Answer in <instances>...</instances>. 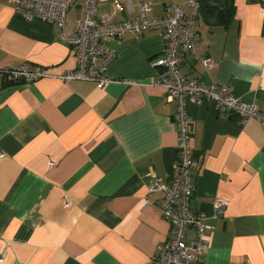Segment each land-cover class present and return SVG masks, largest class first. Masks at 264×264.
<instances>
[{"label":"crops","instance_id":"crops-1","mask_svg":"<svg viewBox=\"0 0 264 264\" xmlns=\"http://www.w3.org/2000/svg\"><path fill=\"white\" fill-rule=\"evenodd\" d=\"M123 6L113 14V4ZM137 0H98V14L132 19ZM150 16L182 0H141ZM194 52L179 68L205 84H228L233 97L264 113V0H233L226 24L200 3ZM186 15L190 8L182 5ZM80 13L73 0L66 16ZM58 29L16 13L0 0V70L33 65L49 73L75 66ZM114 53L111 82L43 78L9 84L0 72V264H156V246L169 227L149 191L154 177L167 184L176 156L175 100L151 85L152 60L161 54L160 30L126 34L105 43ZM192 119L189 147L196 163L190 207L209 218L202 264H264V123L218 112L211 101L186 102ZM193 228L185 240L192 239ZM3 254V255H2Z\"/></svg>","mask_w":264,"mask_h":264},{"label":"built area","instance_id":"built-area-1","mask_svg":"<svg viewBox=\"0 0 264 264\" xmlns=\"http://www.w3.org/2000/svg\"><path fill=\"white\" fill-rule=\"evenodd\" d=\"M73 0H9L12 9L27 20L37 19L58 29L62 42L72 47L75 66L60 73H49L45 68L22 65L0 70L9 84H25L43 78H55L60 82L72 80L88 81L101 88L111 82L135 84L134 80H118L106 74L107 65L114 53L105 43L126 34L142 35L149 30H160L164 48L152 60L156 78L152 86L165 91L166 99L175 100L173 116L176 126V156L167 184L154 177L149 191L163 190V197L156 207L167 222L168 236L156 246L153 256L156 264H202L206 252V235L211 230L209 218L221 213L226 201L216 198L211 202L212 214L196 212L190 207L194 190L192 174L196 163L189 147L192 119L186 112V102L199 104L211 101L218 112L231 111L241 120L255 119L264 123V113L252 102L233 97L228 84H205L187 78L179 68L180 53L187 52L207 69L215 66L209 56L194 52V28L200 4L198 0H182L181 4L166 5L163 13L150 16L152 4L137 0L127 4L128 10H137L132 19L114 21L110 16L98 14V0H80V13L72 19V29L66 26V16ZM182 5L190 8L186 15ZM123 6L115 1L113 14L121 12ZM3 154L0 153V156ZM193 228L194 234L185 240L186 232ZM3 255V254H2Z\"/></svg>","mask_w":264,"mask_h":264},{"label":"trees","instance_id":"trees-1","mask_svg":"<svg viewBox=\"0 0 264 264\" xmlns=\"http://www.w3.org/2000/svg\"><path fill=\"white\" fill-rule=\"evenodd\" d=\"M198 2L205 4L211 16L220 24H226L232 17L233 0H198Z\"/></svg>","mask_w":264,"mask_h":264}]
</instances>
